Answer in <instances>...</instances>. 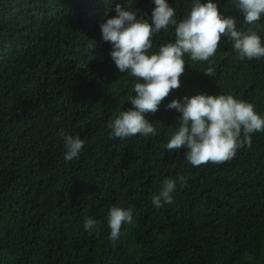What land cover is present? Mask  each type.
I'll list each match as a JSON object with an SVG mask.
<instances>
[{"label":"trees","instance_id":"trees-1","mask_svg":"<svg viewBox=\"0 0 264 264\" xmlns=\"http://www.w3.org/2000/svg\"><path fill=\"white\" fill-rule=\"evenodd\" d=\"M213 2L249 27L231 0ZM116 3L151 23L154 0H0V264H264V132L222 164L193 167L186 150L165 148L180 115L166 109L173 99L230 94L264 116V58L238 59L227 38L210 62L185 55L181 87L146 115L157 134L110 139L137 82L102 39ZM167 3L179 21L192 0ZM174 27L152 37L149 54L174 42ZM254 30L264 43V15ZM61 130L84 140L73 161ZM180 175L188 186L177 182L173 203L154 207L163 181ZM113 205L133 217L115 242Z\"/></svg>","mask_w":264,"mask_h":264},{"label":"clouds","instance_id":"clouds-1","mask_svg":"<svg viewBox=\"0 0 264 264\" xmlns=\"http://www.w3.org/2000/svg\"><path fill=\"white\" fill-rule=\"evenodd\" d=\"M151 23L134 10L116 3V15L100 25L102 39L112 46L110 57L121 73L136 78L133 85L135 95H129L132 107L121 111L110 122V139H130L142 135L155 136L156 129L146 119L155 114L159 106L173 90L181 87L180 77L185 71V55L194 62H210L222 38H227L240 60L264 58V43L254 30L264 15V0H231V4L243 16L245 30L237 27L232 16L225 17L217 3L207 0H192L190 11L177 21L176 10L167 0H154ZM174 27V42L161 45L158 52L149 54L152 37ZM213 76L209 67L205 72ZM142 81V82H141ZM167 110L175 109L180 115L178 127L165 145L169 151L186 150L187 161L193 167L208 163L222 164L233 159L237 151L247 145L251 147L254 133L264 132V116L255 111L254 105L234 98L232 95H208L197 93L183 100L173 99ZM66 162L77 159L84 147V140L61 130ZM177 182L188 186V180L180 175L176 179L163 181L158 194L153 195L154 207L162 208L173 203L172 193ZM133 223L129 210L113 205L107 212L109 239L117 241L122 226ZM84 230L99 231L100 223L94 218H85Z\"/></svg>","mask_w":264,"mask_h":264}]
</instances>
